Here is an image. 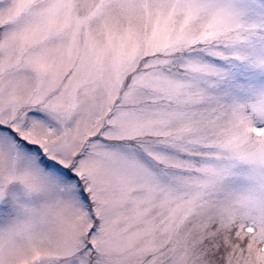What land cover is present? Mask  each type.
I'll use <instances>...</instances> for the list:
<instances>
[{
  "label": "snow or ice",
  "instance_id": "6c2138e0",
  "mask_svg": "<svg viewBox=\"0 0 264 264\" xmlns=\"http://www.w3.org/2000/svg\"><path fill=\"white\" fill-rule=\"evenodd\" d=\"M0 264H264V0H0Z\"/></svg>",
  "mask_w": 264,
  "mask_h": 264
}]
</instances>
